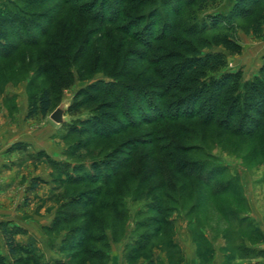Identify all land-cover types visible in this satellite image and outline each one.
I'll list each match as a JSON object with an SVG mask.
<instances>
[{"label": "rangeland", "instance_id": "1", "mask_svg": "<svg viewBox=\"0 0 264 264\" xmlns=\"http://www.w3.org/2000/svg\"><path fill=\"white\" fill-rule=\"evenodd\" d=\"M93 1L0 0V132L45 131V141L54 142L32 155L25 143L12 151L34 160L44 155L53 186L44 185L39 195L53 202L55 233H64L66 243L77 226L82 234L88 225V245L100 248L104 242L96 234L106 233L128 241L131 258L136 253L150 260L177 226L184 243L193 231L203 264L218 257L225 264H264V114L243 100L241 115L227 129L219 115L207 123L206 114L179 118L163 109L171 102L168 82L183 85L175 68L185 57L220 53L226 62L196 74L190 85L220 72L238 76L241 94L247 85L250 90L264 83V63L252 53L264 48V3L233 26L190 36L186 28L211 14L227 15L236 0H120L125 2L119 21L110 13L118 0H99L91 11ZM106 13L111 20L105 21ZM131 20L138 36L127 33ZM167 23L176 32L157 40ZM45 91L53 110L47 117H29ZM64 101L70 102V121L59 125L50 115ZM251 118L260 125L236 126ZM98 128L114 135L100 137ZM134 144L138 151L128 153ZM126 159L132 165L124 183L117 185V179L101 205L86 207L90 193L101 188L90 181L93 169L108 163L114 168ZM57 219L62 223L55 225ZM72 253L69 247L67 261L79 264ZM22 260L18 264H36L33 256Z\"/></svg>", "mask_w": 264, "mask_h": 264}, {"label": "trees", "instance_id": "2", "mask_svg": "<svg viewBox=\"0 0 264 264\" xmlns=\"http://www.w3.org/2000/svg\"><path fill=\"white\" fill-rule=\"evenodd\" d=\"M210 0H203L201 2V5L204 3L207 4ZM99 0L93 1L90 4V10L94 11L95 6L99 3ZM125 2V1H124ZM124 2H120V0L117 1V6L114 8V10L111 13L112 16L117 15L115 18V21H119V19L122 17V5ZM193 2V1H192ZM122 3V4H121ZM264 3V0H236L233 8L230 10V12L227 15H209L206 19H204L201 22H196V24L192 25V28L185 29V32L188 33L190 36H194L196 34L199 35V33H205L207 30L216 29L218 27L226 28L228 27V24L230 26L235 25L237 20L247 19L249 17H252L256 9ZM106 4V3H105ZM106 10L108 9V5H105ZM200 11H204V7L201 8ZM107 12H109L107 10ZM101 16V13L99 14ZM108 13L105 14V21L111 20L110 17H107ZM155 15H152V18H150V21H155ZM197 17L195 16L193 20H195ZM2 20H0L1 23ZM131 20L128 27L132 25V27L129 29L127 33H132V36H138V32H134V22ZM143 23V21L141 22ZM153 27V26H152ZM177 26L171 27L170 24H164V28L162 30V38H159L157 40H165L168 39L169 31L171 34H174L177 30ZM191 27V26H190ZM143 36V34H142ZM145 36V33H144ZM150 35H147L146 38H149ZM3 33L0 31V39L3 38ZM170 37V36H169ZM146 38L144 37L141 42H145ZM180 57V56H177ZM176 58V57H174ZM171 57V59H174ZM225 57L222 56L220 53H207V54H200L193 57H185L183 58V62L178 66V75L181 81V84L174 86L173 82H168L167 84V93H169V98L171 99L170 104H166V108H163L166 111H169V113H172L173 111L176 112L177 115H179V118L188 117L189 119L196 118L198 116H206V122L207 123H213L215 120V117L219 115L221 117L224 127L227 129H230L234 126V121L236 117H238V114L241 115L242 111L241 108L239 109V103L244 100V105L246 102H250V108H255L256 111L263 115L264 114V83H258L257 85H252L250 87V90H248V85L246 88H244L243 91H245L244 94H241L239 91L240 88H238V76L231 74V73H217L213 76H210L208 79L203 80L198 85H190V82H194L196 80V74L202 76L205 71H217L218 69L225 67ZM186 76H188L186 78ZM207 92L208 95L205 93ZM177 93V94H176ZM235 96V94H237ZM250 93H253L251 95ZM224 97V98H223ZM141 99L145 101V98L141 96ZM204 101L199 104V101ZM146 102V101H145ZM227 104V106H226ZM224 106V108H223ZM176 107V108H175ZM175 108V110H173ZM163 109H157V111H163ZM53 110V100L50 96L49 91H45L42 96L38 98V100H35L31 106L29 117L34 118L39 115L43 117H47L51 111ZM144 113V112H142ZM146 115V114H145ZM151 115V113L149 114ZM172 117V116H170ZM169 117V118H170ZM152 121V120H150ZM241 121L240 124H237L236 126H240V129L244 128L246 125H249L251 129H254L260 125V120L251 118L248 122ZM236 128V127H235ZM238 128V127H237ZM249 128V129H250ZM99 131L97 133L98 136L104 137V138H112L114 133L112 132H106V128H98ZM251 131V130H249ZM128 144H131L128 143ZM127 144V145H128ZM137 144H134L132 146H129L130 150L128 153H132L133 151H138ZM125 148V146H124ZM126 161L123 160L120 164L115 165L114 168H112V164L108 163L106 166L101 167H95L93 169L94 176L90 177V181L101 185L100 189H96L94 193H90V199L86 200L85 206L86 207H96L98 205H101L104 201V198L108 195L109 188H111V184H113L114 181H116V184H123V174L124 172L131 171V168L127 164ZM196 166L192 167V171L195 170ZM112 168V170L109 172V170ZM109 169V170H108ZM121 176V177H120ZM204 178L207 180V177L204 176ZM114 179V180H113ZM124 188V186H122ZM95 194V195H94ZM111 196L113 197L114 195ZM120 197V194L117 195ZM101 198H103L101 200ZM158 207V206H157ZM157 208H155L156 210ZM158 210V209H157ZM160 212V211H159ZM62 223V220L57 219L55 225H59ZM81 226H77L76 230L73 231L70 236V239H67V244L73 251L71 254L72 258L74 260H80L79 264H86L89 260H94L95 264H101L100 261L105 260L107 258V249L109 246V239L107 234H96L97 240H100L98 242H104L102 243V246L100 248H94L93 246L88 245V239L87 236L91 230V226L85 225L84 231L82 234H80V231L78 229ZM4 235L6 239L7 246L9 247V250L11 254L16 258V262H19L22 260V249L16 242V230H11L8 228V226H4ZM160 231V230H159ZM99 232V231H98ZM97 242V243H98ZM96 244V243H95ZM84 255V256H83ZM4 259L0 255V264H4ZM105 264V262L103 263Z\"/></svg>", "mask_w": 264, "mask_h": 264}, {"label": "crops", "instance_id": "3", "mask_svg": "<svg viewBox=\"0 0 264 264\" xmlns=\"http://www.w3.org/2000/svg\"><path fill=\"white\" fill-rule=\"evenodd\" d=\"M252 53L261 61L259 64L264 63V48L256 46ZM20 143H25V147L30 149L29 155L45 152L54 144L45 141V131L19 136L13 132H0V255L4 264H18L6 243L3 230L6 225L16 230L15 238L22 249L23 259L33 256L36 264H69L65 254L69 249L64 242L65 234L55 233L53 202L49 197L45 200L43 195H39L44 185L53 186L51 176L45 174V157L34 160L28 154L26 157L18 151L13 152L12 149ZM53 153L59 158V153ZM174 230L171 241L162 244L163 251L155 249L150 260L145 257L138 259L136 253H132L134 258H131V244L125 239L115 241L107 234L109 246L105 264H203L193 231L189 235L190 242L184 243L178 237L177 226ZM31 264H35L34 261ZM214 264L225 262L218 257Z\"/></svg>", "mask_w": 264, "mask_h": 264}, {"label": "water", "instance_id": "4", "mask_svg": "<svg viewBox=\"0 0 264 264\" xmlns=\"http://www.w3.org/2000/svg\"><path fill=\"white\" fill-rule=\"evenodd\" d=\"M70 107V102L64 101L51 115L50 119L56 124L63 125L69 122V117L66 115Z\"/></svg>", "mask_w": 264, "mask_h": 264}]
</instances>
